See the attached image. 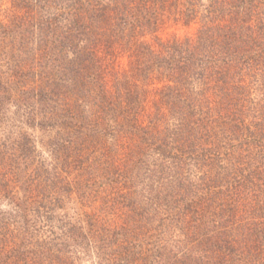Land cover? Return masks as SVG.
Returning a JSON list of instances; mask_svg holds the SVG:
<instances>
[{"label": "trees", "instance_id": "trees-1", "mask_svg": "<svg viewBox=\"0 0 264 264\" xmlns=\"http://www.w3.org/2000/svg\"><path fill=\"white\" fill-rule=\"evenodd\" d=\"M0 264H264V0H0Z\"/></svg>", "mask_w": 264, "mask_h": 264}, {"label": "rangeland", "instance_id": "rangeland-1", "mask_svg": "<svg viewBox=\"0 0 264 264\" xmlns=\"http://www.w3.org/2000/svg\"><path fill=\"white\" fill-rule=\"evenodd\" d=\"M193 31L194 30V28H192V29H187V28H180V29H178L177 31H179V33L180 34H184V33H186L187 31Z\"/></svg>", "mask_w": 264, "mask_h": 264}]
</instances>
